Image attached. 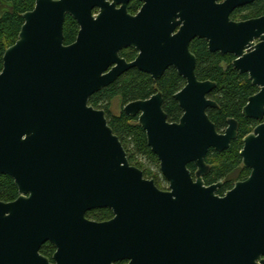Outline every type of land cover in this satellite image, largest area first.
Segmentation results:
<instances>
[{
  "label": "water",
  "instance_id": "water-1",
  "mask_svg": "<svg viewBox=\"0 0 264 264\" xmlns=\"http://www.w3.org/2000/svg\"><path fill=\"white\" fill-rule=\"evenodd\" d=\"M67 16L80 26L70 45ZM22 18L0 73V175L19 191L17 200L0 201V264H264V125L240 152L252 175L218 195L223 183L204 181L206 158L230 149L238 125L230 121L219 134L210 120L207 109L217 104L207 95L217 86L196 76L187 25L171 37L174 25L164 30L106 0H36ZM222 18L213 6L205 31L211 51L239 56L248 43L240 34L252 27ZM250 26L264 33V18ZM261 38L257 52L234 63L263 85L244 109L251 118L264 114ZM128 47L142 52L131 64L119 57ZM169 67L186 80L174 96L183 111L179 122L168 120L161 92L123 109L146 132L169 183L161 190L129 163L105 112L89 100L131 68L158 81ZM96 209H110L114 218L87 219ZM46 243L56 249L52 261L41 254Z\"/></svg>",
  "mask_w": 264,
  "mask_h": 264
},
{
  "label": "trees",
  "instance_id": "trees-1",
  "mask_svg": "<svg viewBox=\"0 0 264 264\" xmlns=\"http://www.w3.org/2000/svg\"><path fill=\"white\" fill-rule=\"evenodd\" d=\"M35 3L36 0H0V73L3 70V58L6 50L18 40V35L24 24L22 15L32 11ZM3 4L12 7L13 11L10 12L9 8H5ZM78 30V24L68 17L64 30L65 45H70L75 41ZM192 49L198 58L196 69L198 79L210 80L217 86L212 97L217 102L218 109L209 112L210 118L218 128H223L228 118H235L240 121L241 135L245 134L249 122L242 119L241 109L246 104L248 97L255 91L254 87L245 76L240 75L230 65V59L227 56L208 52L204 43L199 41L193 44ZM224 62L228 64L226 69L222 67ZM184 86L185 80L174 70H169L155 82L150 75L133 69L114 84L93 95L89 104L95 109L105 112L109 126L118 136L127 153L129 163L142 170L139 158H146L152 164H159V160L148 146L146 132L138 124V118H130L124 113L111 114V102L116 97H120L125 105L136 100H147L157 92H162L163 108L168 115V120L178 122L183 111L174 99V95ZM241 147L240 141H236L230 150L223 153L211 150L207 155L206 162L211 166V170L204 181L207 186L223 181V186L217 192L220 196H224L234 187V182L229 179L242 163L239 154ZM189 169L192 173L196 171L193 164L189 165ZM143 173L146 177V172L143 171ZM18 197L19 191L14 180L10 176L0 175V201L9 203ZM89 216L103 220L111 217L112 213L110 210L104 209L96 213L92 212ZM53 251L54 248L48 245L41 253L49 257Z\"/></svg>",
  "mask_w": 264,
  "mask_h": 264
},
{
  "label": "flooded vegetation",
  "instance_id": "flooded-vegetation-1",
  "mask_svg": "<svg viewBox=\"0 0 264 264\" xmlns=\"http://www.w3.org/2000/svg\"><path fill=\"white\" fill-rule=\"evenodd\" d=\"M106 2L109 3L110 5L115 4V8L117 10H120L124 7L127 14L130 17H137L140 14L144 13V18L147 19L149 22H154V23L156 22L159 24H164V26L160 27L164 30H169L167 25H170V24L174 25L175 27L170 34L171 37H175L176 35H178L181 32L182 28L185 25H187L188 29L190 30V34L193 35V38H192L190 45H189V50H190V53L196 57V60H197L196 69H197V65H198V58H197V55L194 53L192 47H193V44L196 43L197 41L204 43L208 52L213 53V54H220L221 56H227L230 59V65L236 71H238V73L240 75L245 76L247 78V80L251 83V85L255 89V91L248 97L246 104L241 109L242 119L249 122L247 132L245 134L241 135V133H240V129H241L240 121H238L235 118H228L226 120V125L223 128H218L217 125L212 121V119L210 118L209 112L211 110L218 109V104L215 101V99L212 97V95L214 94V91L216 89H214L213 92H211L209 95H207V99L214 101L217 104V108H208L207 114H208L210 120L215 124L216 129H217L219 134L225 133V131L229 128V122L230 121L236 122V124L238 125V135H237L236 140L231 142L230 149H231L232 144L234 142L240 141V145L242 146L241 150H240V152H241L243 147H244V139L247 136L254 134L255 130L259 126L264 125V114L261 118L246 117L244 114V109L248 105L249 99L257 96L262 91L263 85L259 83L260 81L256 82L255 79H252L250 72L243 73L242 69L237 68L234 63L236 61L243 59L245 56L252 55L255 52H257L260 44L263 43L261 36H264V33L259 34L258 28L250 26V25L252 22L264 18V0H106ZM4 5H5L4 6L5 8H9L8 5H6V4H4ZM213 6L219 7L222 10V14H223V16H225V19L222 18V20H221L222 22L226 21V18H228L230 23L239 24V25L245 24L246 28L252 27L248 30H245L243 33L240 34V36L244 37L245 39H248V43H246L245 46L243 47V51H242L241 55L237 56L235 53H222L221 51H216V52L211 51L210 40H209V37L206 35L205 31L209 25L210 20H211V8ZM101 10H102V8H100V7H97L93 10V16L95 19L100 15ZM68 17H70V16H67V18ZM67 18H66V21H67ZM70 18H72V17H70ZM78 27H79V30H78V34H79L80 26L78 25ZM78 34H77V37H78ZM77 37H76V39H77ZM76 39H75V41H76ZM141 54H142L141 50H138L135 47H128V48H123L122 50H120L119 57H120V59L124 60L126 62V64H131V63L135 62ZM227 66H228V64L225 62L222 65V67L224 69H226ZM116 67H117V64L112 65L108 69L107 72L112 71ZM133 69H137V68H131V69L125 71L124 73H122L117 78L116 81L121 79L124 75H126L130 70H133ZM169 70H174L178 74V71L175 67H169L165 71V74ZM138 71H140V70H138ZM141 73H143V72H141ZM143 74H146V73H143ZM146 75H148V74H146ZM198 80L200 82L210 81V80L203 81L200 79H198ZM155 82H157V81H155ZM185 86H186V80H185ZM183 88H182V90H183ZM182 90H180V91H182ZM116 98H120V97H116ZM136 101H138V100H136ZM132 102H134V101H132ZM129 103H131V102H129ZM129 103H127V104H129ZM127 104L123 105V108H122V111L120 112V114L124 113L123 109ZM128 117H130V116H128ZM130 118H132V117H130ZM230 149H228V150H230ZM240 152H239V154H240ZM159 165H160V163H159ZM239 168L242 169V174L246 173V175H244V177H241L237 182H235L234 186L238 182H244V181L248 180L253 173L252 170L245 168L243 163H241V165L237 169H239ZM210 170H211V166H210ZM220 182L224 183L223 181H220ZM100 210H104V209H96V210L88 212L86 215L87 219L94 221V222L102 223V222L111 221L114 218L113 211L110 209H108V210L111 211L112 216L109 217L108 219L98 220V219H95L93 216H89V214H91L92 212L96 213ZM48 245L52 246L54 248V251L52 252V254L49 257L48 256H45V257H47L48 259H50L52 261L53 256L56 252V249L51 243H46L42 247L41 252ZM262 260H264V257H262ZM119 263H121V262H119ZM123 263L127 264V262H123ZM257 264H262V263L260 261H257Z\"/></svg>",
  "mask_w": 264,
  "mask_h": 264
},
{
  "label": "rangeland",
  "instance_id": "rangeland-1",
  "mask_svg": "<svg viewBox=\"0 0 264 264\" xmlns=\"http://www.w3.org/2000/svg\"><path fill=\"white\" fill-rule=\"evenodd\" d=\"M123 102L120 98H116L111 102L110 111L113 115H119L123 108ZM138 161L141 163L142 170L146 172V178L149 180H154L156 185L161 190H169V183L163 177L160 165L159 164H152L151 162L147 161L146 158H139ZM246 173L242 174V169L239 168L234 172L229 181H233L234 183L237 182L241 177H244Z\"/></svg>",
  "mask_w": 264,
  "mask_h": 264
}]
</instances>
